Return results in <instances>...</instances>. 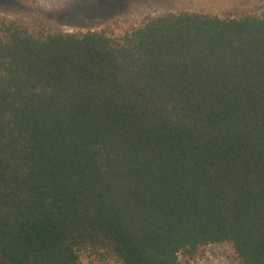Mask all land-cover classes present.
<instances>
[{"label":"trees","instance_id":"1","mask_svg":"<svg viewBox=\"0 0 264 264\" xmlns=\"http://www.w3.org/2000/svg\"><path fill=\"white\" fill-rule=\"evenodd\" d=\"M264 264V13L121 36L0 17V264Z\"/></svg>","mask_w":264,"mask_h":264},{"label":"rangeland","instance_id":"2","mask_svg":"<svg viewBox=\"0 0 264 264\" xmlns=\"http://www.w3.org/2000/svg\"><path fill=\"white\" fill-rule=\"evenodd\" d=\"M181 12L215 16L264 13V0H0V17L29 24L48 22L65 33L107 30L115 36L142 26L152 17ZM82 264H96L87 254ZM182 264H241L226 245L202 250Z\"/></svg>","mask_w":264,"mask_h":264}]
</instances>
